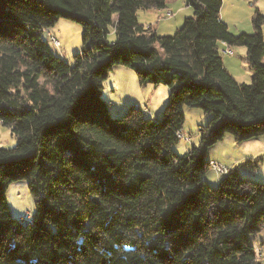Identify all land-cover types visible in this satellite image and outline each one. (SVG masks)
Returning a JSON list of instances; mask_svg holds the SVG:
<instances>
[{
	"label": "trees",
	"instance_id": "trees-1",
	"mask_svg": "<svg viewBox=\"0 0 264 264\" xmlns=\"http://www.w3.org/2000/svg\"><path fill=\"white\" fill-rule=\"evenodd\" d=\"M184 2L192 16L159 36L137 13L166 0H0V126L16 139L0 148V264H264L255 252L264 185L238 172H254L264 154L215 187L205 179L206 154L226 135L264 137V18L256 9L253 33L232 35L222 0ZM59 20L82 31L71 64L43 40ZM219 43L246 50L249 84L225 69ZM119 66L142 87L168 89L160 117L134 106L110 117L101 94ZM184 108L210 119L177 155ZM22 181L30 221L6 201Z\"/></svg>",
	"mask_w": 264,
	"mask_h": 264
},
{
	"label": "rangeland",
	"instance_id": "rangeland-1",
	"mask_svg": "<svg viewBox=\"0 0 264 264\" xmlns=\"http://www.w3.org/2000/svg\"><path fill=\"white\" fill-rule=\"evenodd\" d=\"M256 9L264 18V0H222L220 18L232 35L252 34L251 18ZM191 16L192 10L186 7L184 0H168L165 10L139 11L137 20L140 25L152 27L159 36H173L182 27L184 20ZM262 32L264 36V24ZM50 37H54L59 42L57 48L49 43ZM81 37V28L66 20H59L53 28L43 34V40L47 42L53 54L69 64L72 63V56L81 51ZM109 39H113L112 30ZM235 59L241 71L248 68L240 58L235 57ZM168 93V89L163 86L157 88L140 86L133 71L125 66H119L113 68L104 82L101 98L107 105L112 119L121 118L130 106L140 109L147 107L153 117L152 119H155L161 116L168 100ZM183 114L185 123L182 133L185 137L190 136V140L178 142L173 148V152L177 155H184L192 145H198L199 130L205 127L210 119V116H206L196 109L184 108ZM256 140L264 141V137L252 141ZM245 143H238L232 136L226 135L222 141L209 149L205 160L210 165L217 164L222 167L226 173L228 170L236 169L241 163L264 154L263 147L259 150L261 154H256L252 149L247 153ZM15 145L16 139L11 135L9 129L0 126V148L12 149ZM238 172L242 180L264 185V168L260 169L259 167L254 174L242 168H239ZM219 178L220 175L218 176L210 167L205 176L206 181L217 185ZM216 185L212 184L213 187ZM6 201L13 218L19 221H22V217L25 215H30L32 218L34 214L33 198L28 192L25 181L14 183L8 187ZM255 252L257 257L264 261V229L255 240Z\"/></svg>",
	"mask_w": 264,
	"mask_h": 264
},
{
	"label": "crops",
	"instance_id": "crops-1",
	"mask_svg": "<svg viewBox=\"0 0 264 264\" xmlns=\"http://www.w3.org/2000/svg\"><path fill=\"white\" fill-rule=\"evenodd\" d=\"M168 0H166L167 2ZM219 52L225 51V50H232L231 53L232 55H222V62L223 66L225 69L229 72V74L233 77V79L239 83V84H249L251 78H250V73L248 71V68L246 70L241 71L240 68H238L239 65H237V61L235 57H238L244 61L245 55H246V50L244 48H232L229 49L225 44L219 43ZM246 71V72H244ZM147 110L148 116L152 119V115L147 107H145ZM245 150L247 153H249V150H253L256 154H261L259 150L263 147L264 149V141H248L245 143ZM261 156V155H260ZM257 157V156H256ZM260 169L264 168V163L259 166ZM258 167V168H259ZM258 169H256L254 172H256ZM254 172H252L254 174ZM218 182V181H217ZM210 184V183H209ZM216 185L215 183H211V185Z\"/></svg>",
	"mask_w": 264,
	"mask_h": 264
},
{
	"label": "built area",
	"instance_id": "built-area-1",
	"mask_svg": "<svg viewBox=\"0 0 264 264\" xmlns=\"http://www.w3.org/2000/svg\"><path fill=\"white\" fill-rule=\"evenodd\" d=\"M49 43L55 48H57L59 46V42L54 37L49 38ZM220 54L221 55H232L231 51L228 49L225 51H221ZM145 111L146 110H144V112ZM176 136L180 141L188 142L190 140V136L185 137V136H183L182 132H178ZM210 167L218 174V176L219 175L221 176L225 173V169H223L222 167H219L217 164L210 165ZM28 217L29 216H26L25 218L27 219Z\"/></svg>",
	"mask_w": 264,
	"mask_h": 264
},
{
	"label": "clouds",
	"instance_id": "clouds-1",
	"mask_svg": "<svg viewBox=\"0 0 264 264\" xmlns=\"http://www.w3.org/2000/svg\"><path fill=\"white\" fill-rule=\"evenodd\" d=\"M142 110L144 111V110H146V109H145V108H143ZM145 112L147 113V110H146ZM28 216H29V217H28L27 219L25 218V217H26V215H25V216H23V217H22V221H30V219H31V216H30V215H28Z\"/></svg>",
	"mask_w": 264,
	"mask_h": 264
}]
</instances>
